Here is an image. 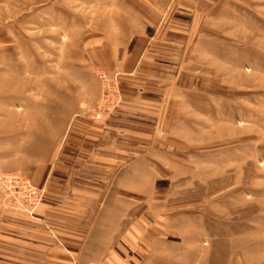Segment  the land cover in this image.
I'll use <instances>...</instances> for the list:
<instances>
[{
	"label": "rangeland",
	"instance_id": "1",
	"mask_svg": "<svg viewBox=\"0 0 264 264\" xmlns=\"http://www.w3.org/2000/svg\"><path fill=\"white\" fill-rule=\"evenodd\" d=\"M164 36L181 52L155 160L125 204L124 221L142 223L140 239L126 234L125 263L264 264V0H0V147H12L16 169L7 172L24 174L53 125L94 104L92 55L109 60L100 46L124 53ZM122 258L115 248L108 263Z\"/></svg>",
	"mask_w": 264,
	"mask_h": 264
},
{
	"label": "crops",
	"instance_id": "2",
	"mask_svg": "<svg viewBox=\"0 0 264 264\" xmlns=\"http://www.w3.org/2000/svg\"><path fill=\"white\" fill-rule=\"evenodd\" d=\"M126 49L112 52L109 46H100L101 57L109 58L104 62L92 55L101 70L120 71L121 101L110 118L96 122L68 114L64 124L53 125L51 144L37 146L36 157L22 166L34 184L45 185V192L37 218L0 210V264H109L115 248L123 256L120 264H126V234L136 231L135 238L140 239L142 223L124 221L125 204L140 196L142 164L155 160V124L181 48L164 36L140 50ZM38 127L45 133V126ZM7 131V125L0 126V132ZM2 149L0 171L16 170L12 147L6 146L3 153ZM112 213L122 215L111 221ZM143 227L146 232L153 224ZM127 251L134 259L135 249Z\"/></svg>",
	"mask_w": 264,
	"mask_h": 264
},
{
	"label": "built area",
	"instance_id": "3",
	"mask_svg": "<svg viewBox=\"0 0 264 264\" xmlns=\"http://www.w3.org/2000/svg\"><path fill=\"white\" fill-rule=\"evenodd\" d=\"M99 95L93 105L83 108L81 115L102 122L110 118L112 109L120 100V71H96ZM110 115V116H109ZM109 116V117H108ZM107 118V119H106ZM45 185L34 184L26 175L19 172H0V207L4 210L22 212L37 218L36 208L43 199Z\"/></svg>",
	"mask_w": 264,
	"mask_h": 264
}]
</instances>
